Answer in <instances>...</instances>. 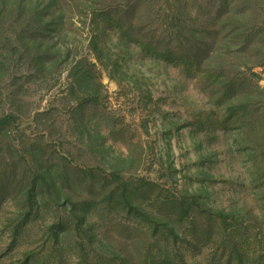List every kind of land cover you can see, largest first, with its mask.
I'll list each match as a JSON object with an SVG mask.
<instances>
[{
	"label": "rangeland",
	"instance_id": "obj_1",
	"mask_svg": "<svg viewBox=\"0 0 264 264\" xmlns=\"http://www.w3.org/2000/svg\"><path fill=\"white\" fill-rule=\"evenodd\" d=\"M231 246L264 264V0H0V264Z\"/></svg>",
	"mask_w": 264,
	"mask_h": 264
},
{
	"label": "trees",
	"instance_id": "obj_2",
	"mask_svg": "<svg viewBox=\"0 0 264 264\" xmlns=\"http://www.w3.org/2000/svg\"><path fill=\"white\" fill-rule=\"evenodd\" d=\"M233 246H231L229 249H230V256H233L232 258L235 257V259H238L237 261V264H243L241 263L242 260H239L240 259V256H239V253L234 249V247L232 248Z\"/></svg>",
	"mask_w": 264,
	"mask_h": 264
}]
</instances>
